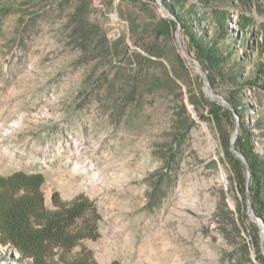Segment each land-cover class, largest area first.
I'll return each instance as SVG.
<instances>
[{
  "label": "rangeland",
  "instance_id": "rangeland-1",
  "mask_svg": "<svg viewBox=\"0 0 264 264\" xmlns=\"http://www.w3.org/2000/svg\"><path fill=\"white\" fill-rule=\"evenodd\" d=\"M232 1V21L253 22L245 37L230 25L248 77L264 63V0ZM161 6L0 0V176L42 175L50 210L54 193L91 202L98 238L71 257L86 249L97 264H259L252 238L257 231L262 246L263 233L248 211L241 219L247 197L208 105L225 106L227 89L208 82L177 27L158 33L171 17ZM242 96L251 124L264 90ZM256 149L264 160V137ZM30 263L0 236V264Z\"/></svg>",
  "mask_w": 264,
  "mask_h": 264
},
{
  "label": "trees",
  "instance_id": "trees-1",
  "mask_svg": "<svg viewBox=\"0 0 264 264\" xmlns=\"http://www.w3.org/2000/svg\"><path fill=\"white\" fill-rule=\"evenodd\" d=\"M242 2L248 0H240ZM162 6L172 19L166 21L158 33L167 35L169 29L180 27L186 40L188 54L199 63L208 82L224 83L227 89V107L208 102L212 120L221 137V143L239 183L242 195L248 193L247 201L255 216L264 224V160L257 152L256 142L264 137V113L257 114L253 123L246 118L249 106L242 96L245 88L264 90V63L252 68L248 77L243 76L245 55L237 60L230 40L234 25L241 36L252 32L253 22L246 15L232 21V0H161ZM77 33L83 40L89 34L83 21H78ZM264 30V27H258ZM244 40V39H243ZM242 45V43H241ZM264 52L261 43L258 53ZM203 98V97H202ZM238 133L233 143L234 150L245 160L249 168V180L245 164L231 151L232 132L227 121L234 120ZM186 122L184 133L189 129ZM247 171V170H246ZM39 174L17 172L8 177L0 176V236L2 241L13 245L21 258L31 259L30 264H97L91 251L83 249L77 256L71 253L82 240L98 238V214L91 202L82 195L70 202L62 201L58 193L52 195L53 210L44 203ZM241 219L247 205L238 208ZM253 226V224H252ZM252 244L259 264H264L259 235L254 234ZM57 260L54 259L55 256ZM111 264H120L114 261Z\"/></svg>",
  "mask_w": 264,
  "mask_h": 264
},
{
  "label": "water",
  "instance_id": "water-1",
  "mask_svg": "<svg viewBox=\"0 0 264 264\" xmlns=\"http://www.w3.org/2000/svg\"><path fill=\"white\" fill-rule=\"evenodd\" d=\"M161 7H162L163 11L165 12L164 7H163V6H161ZM165 13H166V12H165ZM166 15H167V17H169L168 14H166ZM170 19H172V17H170ZM177 31L180 32V27H179V26L177 27ZM225 107H227V104H226V103H225ZM237 133H238V127L236 128V131H235V133H234V135H233V137H232V142H231V151H232L234 154L237 153V152L234 150V148H233V143H234V141H235V138H236ZM235 157H237L238 159H240L241 162H242L243 164H245V166H246V170H247V182H248V180H249V168H248L247 163L245 162L244 158H243L239 153H237V155L235 154ZM247 197H248V193H247ZM247 211H248L249 213H251V218H252V219L255 221V223L258 224V226L261 228V232L263 233V239H264V224H263V222H262L259 218H257V217L255 216V214L253 213L249 201L247 202ZM262 251H263V255H264V245H262Z\"/></svg>",
  "mask_w": 264,
  "mask_h": 264
},
{
  "label": "bare ground",
  "instance_id": "bare-ground-1",
  "mask_svg": "<svg viewBox=\"0 0 264 264\" xmlns=\"http://www.w3.org/2000/svg\"><path fill=\"white\" fill-rule=\"evenodd\" d=\"M205 128H206V130L208 132V128L207 127H205ZM211 145H212L213 148L215 147V144H214V142L212 140H211Z\"/></svg>",
  "mask_w": 264,
  "mask_h": 264
}]
</instances>
